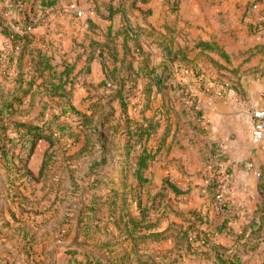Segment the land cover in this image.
<instances>
[{
  "label": "crops",
  "instance_id": "1",
  "mask_svg": "<svg viewBox=\"0 0 264 264\" xmlns=\"http://www.w3.org/2000/svg\"><path fill=\"white\" fill-rule=\"evenodd\" d=\"M150 2L147 9L151 10V14L141 23H135L141 27L143 48L142 55L137 56L134 62L135 70L154 68L162 74L169 59V48L172 54H178L173 66L168 69L169 78L165 87H157L152 77L143 72L139 77L132 75L137 81L132 82L135 84V95L131 102L133 111L128 110L129 123H158L148 142L149 147H156L168 131L162 150L145 171L148 186L154 183L168 192L167 196L160 197L162 209L158 218L160 226L156 231L164 232L161 241L169 242L173 248L177 231L187 227L194 213L201 215L205 224L199 228V233L210 236L212 240V253L209 252L206 259L212 264H219L213 247H222L229 252L235 244L234 237L246 230L243 240L246 241L252 230L250 221L254 217L257 220L264 217V146L256 148L252 142L250 114L251 110L261 107L260 92L264 89V0H180L175 13L164 9L165 6L157 1L153 2L155 4ZM41 9L40 5L34 7L31 16L34 24L30 22L26 28H30L29 32L34 35L32 46L54 56L56 29L45 23L49 17L40 19ZM9 10V13L15 14H8L7 18L21 20L19 10ZM168 13L174 15L169 16ZM92 19L98 29L88 30L84 35L88 43L90 38L104 41L109 27L116 33L124 25L120 14L111 21L97 15ZM14 28L22 30L25 27L19 22ZM66 33L64 29L62 35L65 37L60 41L71 42ZM6 39L0 32V49ZM122 42L120 36L117 39L119 58L125 56ZM128 45L133 50L134 41ZM19 50L20 47H17V53ZM132 52L135 54L134 50ZM83 58L85 62L86 57ZM22 63L25 70H34L29 54H25ZM85 64L79 66L78 63L77 71ZM15 70L14 60L9 70L2 71L0 66V72L11 76ZM92 72L98 78L97 85L104 80L99 60L91 64ZM196 74L203 75L206 83L194 78ZM183 81L194 82L190 91L201 101L200 111L183 108L178 88ZM11 85L7 83V86ZM37 89L36 86L35 91ZM149 93L152 96L150 100ZM101 98L107 101L106 97ZM26 102L30 106L29 97L24 104ZM81 102L79 106L71 104L79 110L88 111L90 102L88 105L83 103L85 106ZM112 104L116 110L115 122L124 125L126 120L122 116L119 100ZM30 108L35 112L40 110V118L43 111L41 100L36 99ZM50 109L43 112V120L59 114L62 108L48 117L46 113ZM250 162L253 167L249 169L247 164ZM209 163L226 168L234 180V186L227 190L230 201L221 210L215 207L216 189L211 185L218 178L212 174L211 166H207ZM172 186L180 192H175ZM228 228L231 235L226 234ZM209 250V247L206 248V251ZM262 259L263 255L258 253L244 255L245 264L262 262Z\"/></svg>",
  "mask_w": 264,
  "mask_h": 264
},
{
  "label": "trees",
  "instance_id": "2",
  "mask_svg": "<svg viewBox=\"0 0 264 264\" xmlns=\"http://www.w3.org/2000/svg\"><path fill=\"white\" fill-rule=\"evenodd\" d=\"M3 1L5 2L7 0ZM8 1L11 3L12 8H17V0ZM23 1L26 2L28 0ZM118 1L119 4H115L114 2L105 4V9L97 7L96 15L102 19L111 21L115 15L120 14L122 15L124 25L116 33H113L112 28L109 27L104 41L90 38L88 45L83 44L85 47L84 53L78 56L73 62L67 60L55 62L54 56L43 51L41 48L35 46L30 48L34 40V35L26 27L30 24L31 17L20 13V21L16 18L9 19L7 18L6 10L10 6L7 7L4 5L0 10V32L10 39L13 51L10 59L11 61H16V72L13 76L10 74L2 76L0 73V79L3 80V82L0 81V125L7 127L9 125L7 120H12L15 117L19 108L24 105L28 97L30 98V106L34 105L36 94L40 93L49 98H60L61 101L65 99L66 104L62 107L60 113L55 114L49 120H44L41 125L20 122H14L13 125L16 131L19 132V140L30 144L26 163L34 154L41 140L47 141L49 148L53 149V151L57 144L64 139L72 140L70 146L79 145L75 150L68 148V152L72 151L71 154L67 155L68 159L82 160L81 158H91L88 167L86 170L80 171L85 172L83 175L79 174L78 176L77 165H69L64 170L69 172V177L65 178L64 181L74 186H81L79 183L85 181L83 182L87 183L85 188L92 190L94 193L100 192L112 181H114L113 185L118 184L123 190L131 187L133 180L140 186L147 184L149 181L145 177V171L162 150L168 131H166L164 138L158 141L156 147H149L148 142L156 132L158 123L154 121H150L147 125H133L129 123V105L135 95V84H132V82L137 81V78H133L132 75L136 74L139 77L140 72H143L149 78L152 77L157 87H165L169 78L168 69L173 66V63L178 58V54H172L169 48V59L162 74L156 72L154 68L135 70L134 62L137 60V56H141L143 53L141 45L142 33L139 24H134L131 11L139 10L142 12L143 10L138 6V3L147 4L150 0ZM56 3L57 0H40L39 5L42 8H47ZM174 4L177 9L180 0H174ZM150 14L151 10L149 9L145 12L144 18ZM19 22L25 27L24 29L17 30L14 28ZM88 29L92 31L98 29L92 18L88 19ZM120 36L123 38L122 47L125 54L123 58L118 57L117 39ZM130 41H134L133 50L135 54L129 48L128 43ZM17 47H20L18 53ZM1 53L0 51V57ZM25 54H29L32 58V67L34 70H25L23 68L22 61ZM84 54H86V64L77 71L79 60ZM148 58H144V60ZM95 60L101 62L105 75L104 80L97 85V88H101L108 93L105 98L107 101L104 102L102 101L104 98L97 96V100L92 102L93 98L89 96L87 99L90 102L88 111H82L70 102L75 90V80L82 73L86 75L90 74L91 64ZM7 83L12 85L7 86ZM36 86L38 89L35 91ZM87 89L90 90L91 86H87ZM151 97L150 94L148 99L150 100ZM41 99L43 115V112L47 108H53L54 105L50 100L46 101L44 98ZM116 100H119L121 104L122 116L126 120L124 125L115 122L117 120L116 110L112 103ZM75 118H78V120ZM3 142L5 143L6 141L3 139ZM3 156H6V153ZM49 156L53 157L51 154ZM93 157L95 158L92 160ZM117 164H120V169H116L115 166ZM46 168V165L43 164L41 175ZM117 170H121L120 173ZM48 178L50 179V177ZM212 183L211 186L213 189H216V182L214 181ZM172 187L175 192H180L175 186ZM113 192L116 197L115 201L119 203L122 199V204H124L126 194H120L116 190H113ZM82 200V208L77 217V230L74 242L80 243L81 237H85L83 243L88 239L91 241L93 239L100 251H85L83 253L72 250L69 252L71 256L66 260V264H130L132 259L131 253L121 251L124 239H119L120 236L118 238H114L113 236L112 239L104 240L105 242L101 243L92 232L94 228L98 232L102 229L100 227V221H103V219H100L98 212L100 207H105L108 200H104L101 195L92 198L85 197ZM117 202H112V204L116 205ZM128 215V220H124V214L119 215V222L124 221V230L120 229V232L130 236L134 240V243H136V246L141 240L145 242L146 240L161 241L164 239V232L154 229L157 223H149V221H146L147 224L141 227L140 224L142 222L140 223V220L142 219H136L131 214ZM94 221L98 224L90 226V222ZM6 224L9 225L10 222ZM203 224H205L203 217L194 213L187 227H181L177 231L175 235V246L173 247L174 251L208 257L210 255L209 252L212 253V240L208 235H200L199 228ZM119 226H121L120 223ZM250 226L252 230L247 237L248 239L243 241L246 238V230H244L241 234L234 237L235 244L229 252L222 250V247H213L215 259L219 264H245L244 255L251 252L263 255L261 264H264V217H259L258 220L254 217L250 221ZM139 229L143 230L144 233L139 235ZM139 236L141 238L140 241L138 240ZM208 247L210 250L206 251ZM240 247H242V250ZM171 252L173 250H170ZM10 253V256L8 255L4 258L0 256V264H18L15 260L11 259ZM79 254H82L83 258H79ZM137 264L144 263L140 261Z\"/></svg>",
  "mask_w": 264,
  "mask_h": 264
},
{
  "label": "rangeland",
  "instance_id": "3",
  "mask_svg": "<svg viewBox=\"0 0 264 264\" xmlns=\"http://www.w3.org/2000/svg\"><path fill=\"white\" fill-rule=\"evenodd\" d=\"M150 1L152 2L153 0ZM154 1L163 4L165 6L164 9L167 11L175 13L174 0ZM0 2H3V6H10L6 10V15L15 14L14 12L9 13V8L13 9L12 11L19 10L18 6L17 8H12L8 0L5 2L0 0ZM26 2L30 5L28 14L33 17L31 10L39 6L40 0H28ZM111 2L119 4L118 0H57L55 5L41 9L40 19L46 16L49 17L45 23H50L56 29L57 37L53 45L55 62L64 60L73 62L84 53L85 47L83 44L88 45V41L85 40L84 36L89 30L88 19L96 15L97 7L105 9L104 5ZM153 2L152 4H155ZM138 6L143 11H131L134 24L146 20L143 18L148 10L147 8H149L148 3H138ZM151 8L154 10V7ZM168 15L174 14L168 13ZM31 22L34 24V19ZM64 29L67 31L66 34L71 42L60 41L62 37H65V35H62V33L64 34ZM59 34L60 36L58 37ZM30 46V48L33 47L32 43ZM83 57H86V54ZM83 57L79 60V66L85 63L82 60L84 59ZM0 73L2 76L5 75V72ZM194 78H198L197 80L200 83H206L203 75L196 74ZM0 81L3 82L2 79ZM75 82V95H73L71 102L78 106L81 98V103L88 105L89 101L87 99L89 96H92L93 102H95L97 96L106 97V94H108L97 88L98 78L93 72L87 75L85 73L80 74ZM87 86H91V89L88 90ZM179 86L180 91L182 89L187 91V89L190 90L194 86V82L183 81L182 84L179 83ZM41 98L46 101L50 100L54 105L53 108L47 111L46 115L48 117H50V114L53 115V113L59 111L66 104L65 99L61 101L60 98L50 99L45 95L43 96L42 93L36 94L35 99L42 100ZM129 108L131 110L134 108L132 103H130ZM183 108L188 109L184 106ZM39 111L31 110L29 103L26 102L19 108L12 120H7L9 124L7 127L0 125V256L2 258L8 256L9 252H11V259L18 264H66V260L71 256L69 252L72 250L83 253L85 251L99 252L100 249L97 248L98 245L92 238L93 242L88 239L83 243L85 237H81L80 243H75L74 237L77 230L78 213L82 208V198H92L101 195L104 200H108L105 207H100L98 212L100 219H103V221H100L102 229L98 232L94 228L92 232L101 243L105 242L104 240L112 239L113 236L114 238L120 236L119 239H124L121 251L131 253L130 264H137L140 261L144 264H212L211 261L206 259L207 256L189 255L185 252L174 251L169 242L166 243L160 240H146L144 242L139 236L138 240L141 241L136 246L130 236L120 232V229L124 230V221L119 222L120 214H124V220H128V214H131L136 219H142L140 220V223L142 222L140 224L141 227L147 224L146 221L158 223L162 209L160 197L168 195V192L162 191L160 186H156L154 183H152L153 186L152 184L140 186L133 180L131 182L132 186L123 190L118 184L113 185L114 181H112L100 192L94 193L92 190L85 188L87 183H83L85 181L80 179L82 183H79V185L81 184V186H74L65 182V178L69 177V172L64 170L69 165H77L78 176L79 174L83 175L85 172L80 171L87 169L91 159H68L67 155L72 153V151L68 152V148L75 150L79 145L70 146L72 140L67 139L58 143L54 151L49 148L47 141L41 140L34 154L26 163L30 144L19 140V132L14 128L13 123L26 122L41 125L45 115H40V119ZM3 139L6 141L5 143ZM5 153L6 156H3ZM49 154L53 155V157L49 156ZM43 164L47 168L41 175ZM207 166H212V163ZM115 167L120 169V164ZM215 167L218 166H213V168ZM120 171L117 170L118 173ZM113 190L118 191L120 194H126L124 204H122V199L119 203L115 201L116 197ZM112 202L117 203L115 205ZM7 222H10V224H6ZM119 223L121 226H119ZM96 224H98L96 221L90 222V226H95ZM159 226L158 223L154 229L158 230ZM142 233L144 231L139 229L138 234ZM170 250H173V252L170 253ZM78 257L83 258V255L79 254ZM258 263L260 264L261 261L255 262V264Z\"/></svg>",
  "mask_w": 264,
  "mask_h": 264
},
{
  "label": "built area",
  "instance_id": "4",
  "mask_svg": "<svg viewBox=\"0 0 264 264\" xmlns=\"http://www.w3.org/2000/svg\"><path fill=\"white\" fill-rule=\"evenodd\" d=\"M17 6L19 7L18 9L20 13H22L23 15H28V9L30 5L27 2H24L23 0H17ZM80 15H82V13H80ZM27 30L29 31L30 28H28ZM0 51L2 52L0 57L2 61L1 70H9L12 62L10 57L13 54L10 39H6ZM228 93L231 94L230 91H228ZM180 94L181 102L184 107L188 109H194L196 111H200L202 109L201 101H199L197 96L190 90L186 91L182 89L180 91ZM260 95L262 99L261 107L250 111L252 118L251 139L256 148H261L264 146V89L261 90ZM247 167L249 169L252 168L253 163H248ZM210 169L212 171V174L218 178V181L216 182L217 188L214 194V199L215 207H217L218 210H221L225 208L230 201V198L227 195V190H230L234 186V180L228 170L226 168H223L222 166H220L219 168H213V166H211ZM226 234L231 235V230L229 228L226 230Z\"/></svg>",
  "mask_w": 264,
  "mask_h": 264
},
{
  "label": "water",
  "instance_id": "5",
  "mask_svg": "<svg viewBox=\"0 0 264 264\" xmlns=\"http://www.w3.org/2000/svg\"><path fill=\"white\" fill-rule=\"evenodd\" d=\"M254 153H255V151H254Z\"/></svg>",
  "mask_w": 264,
  "mask_h": 264
}]
</instances>
